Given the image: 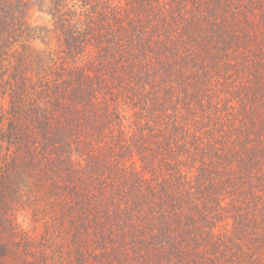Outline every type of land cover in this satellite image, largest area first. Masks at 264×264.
<instances>
[{
  "label": "trees",
  "instance_id": "trees-1",
  "mask_svg": "<svg viewBox=\"0 0 264 264\" xmlns=\"http://www.w3.org/2000/svg\"><path fill=\"white\" fill-rule=\"evenodd\" d=\"M33 1L0 0V264H264V0H38L59 49L8 52Z\"/></svg>",
  "mask_w": 264,
  "mask_h": 264
},
{
  "label": "rangeland",
  "instance_id": "rangeland-1",
  "mask_svg": "<svg viewBox=\"0 0 264 264\" xmlns=\"http://www.w3.org/2000/svg\"><path fill=\"white\" fill-rule=\"evenodd\" d=\"M37 2L38 0L33 1L26 15V21L28 26L31 28V31L27 36L18 38V41L14 42L11 48H6L8 52L12 51L13 49H18L20 44H29L37 49L51 52L57 51V49H59V46L61 45V37L59 33L54 30L52 24L53 19L51 18L50 14L47 13V8L45 9L46 2L44 3L43 1L41 4H38ZM4 52V49H2L0 52L1 64H6V60L9 59V57L4 55ZM8 102L9 97L7 93L0 92V114H5L9 106ZM2 128L3 124L0 123V131ZM16 217L21 228L31 234L37 233L38 228H35L31 217H29L25 212L18 211Z\"/></svg>",
  "mask_w": 264,
  "mask_h": 264
}]
</instances>
